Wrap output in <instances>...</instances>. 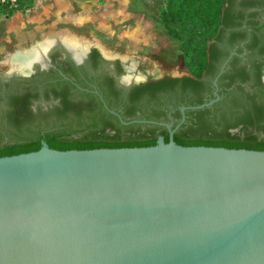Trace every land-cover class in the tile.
Masks as SVG:
<instances>
[{
  "label": "water",
  "instance_id": "1",
  "mask_svg": "<svg viewBox=\"0 0 264 264\" xmlns=\"http://www.w3.org/2000/svg\"><path fill=\"white\" fill-rule=\"evenodd\" d=\"M167 127L150 146L1 156L0 264H264V150Z\"/></svg>",
  "mask_w": 264,
  "mask_h": 264
},
{
  "label": "flooded vegetation",
  "instance_id": "2",
  "mask_svg": "<svg viewBox=\"0 0 264 264\" xmlns=\"http://www.w3.org/2000/svg\"><path fill=\"white\" fill-rule=\"evenodd\" d=\"M225 7L226 22L210 41L211 62L200 76L160 72L148 57L109 53L72 36L75 47L48 37L54 41L25 71L11 57V66L0 68V149L37 138L42 145L47 137L157 140L165 131L169 139L167 125L173 139L206 137L253 115L255 105H264V0H230Z\"/></svg>",
  "mask_w": 264,
  "mask_h": 264
},
{
  "label": "trees",
  "instance_id": "3",
  "mask_svg": "<svg viewBox=\"0 0 264 264\" xmlns=\"http://www.w3.org/2000/svg\"><path fill=\"white\" fill-rule=\"evenodd\" d=\"M230 0H166L165 7L160 11L159 21L167 34L179 41L180 49L183 52L187 64L193 68L196 76L211 62L210 41L219 35L220 26L226 22L227 7L225 4ZM31 0L23 1V3ZM23 3L17 10L21 9ZM0 13L9 16L13 10L7 7H0ZM192 82H196L191 79ZM237 132L230 133L228 128L237 127ZM212 130V129H210ZM216 132V131H214ZM50 148L58 150L67 149H91V148H116L150 146L156 143L154 137L145 140L126 141H95L89 138H45ZM164 141H168L167 132L164 131ZM177 144L192 146H221L226 148H246L264 150V105H255L254 114L248 115L245 119H238L236 122L227 124L219 132L206 137L191 136L188 139H181L174 136ZM41 147L39 139L29 142L13 144L0 149L1 156H9L24 152L38 150Z\"/></svg>",
  "mask_w": 264,
  "mask_h": 264
},
{
  "label": "rangeland",
  "instance_id": "4",
  "mask_svg": "<svg viewBox=\"0 0 264 264\" xmlns=\"http://www.w3.org/2000/svg\"><path fill=\"white\" fill-rule=\"evenodd\" d=\"M165 4L166 0H132V5L128 7L127 12L118 11L116 9L118 6H105L113 10L105 13L98 12L97 18L109 21L110 26L101 28L98 25L84 28L78 26V23L65 22L58 24L55 35L76 37L85 43L96 42L109 53L148 57L154 64V68L160 72L172 69L189 72L196 76L193 68L187 64L179 41L171 38L159 21L160 11ZM21 11L25 12L24 9ZM8 17L0 14V68L11 66L10 59L15 53H20L18 50L26 52L27 50L24 49H32L31 47L34 46V42H22L16 39V35H12V28L6 26ZM46 38L48 37L38 41Z\"/></svg>",
  "mask_w": 264,
  "mask_h": 264
},
{
  "label": "crops",
  "instance_id": "5",
  "mask_svg": "<svg viewBox=\"0 0 264 264\" xmlns=\"http://www.w3.org/2000/svg\"><path fill=\"white\" fill-rule=\"evenodd\" d=\"M131 5L132 0H36L24 13L21 9L9 15L6 26L12 28V35H16L17 40L34 42L55 35L59 23H78L84 28L98 25L101 28L108 27L109 21L98 19V12L113 10L105 6H118V11L127 12ZM62 37L77 44L68 36Z\"/></svg>",
  "mask_w": 264,
  "mask_h": 264
},
{
  "label": "bare ground",
  "instance_id": "6",
  "mask_svg": "<svg viewBox=\"0 0 264 264\" xmlns=\"http://www.w3.org/2000/svg\"><path fill=\"white\" fill-rule=\"evenodd\" d=\"M41 42V41H39ZM66 42V41H65ZM43 44L41 46V51L46 49L48 42L44 43V41L42 40ZM72 47H75L76 44L71 45ZM39 58V52L35 51L34 48L28 50V51H24V53H15V55L12 56V64L16 65L17 67H19L21 70L25 71L27 70V68H29L30 63L34 60Z\"/></svg>",
  "mask_w": 264,
  "mask_h": 264
},
{
  "label": "built area",
  "instance_id": "7",
  "mask_svg": "<svg viewBox=\"0 0 264 264\" xmlns=\"http://www.w3.org/2000/svg\"><path fill=\"white\" fill-rule=\"evenodd\" d=\"M23 1L26 0H0V7H7L14 11L18 9V7L23 3ZM35 1L36 0H31V2L23 3L21 9L22 10L29 9L32 6V4H34Z\"/></svg>",
  "mask_w": 264,
  "mask_h": 264
}]
</instances>
